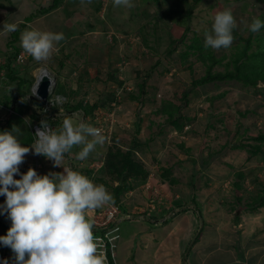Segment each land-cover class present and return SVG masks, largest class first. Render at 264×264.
Listing matches in <instances>:
<instances>
[{"label":"rangeland","instance_id":"1","mask_svg":"<svg viewBox=\"0 0 264 264\" xmlns=\"http://www.w3.org/2000/svg\"><path fill=\"white\" fill-rule=\"evenodd\" d=\"M51 2L0 0V23L4 25L6 20L15 23L19 33L16 41V32L0 34V58L17 54L14 46L19 50L10 68L4 60L0 63V69L6 66L0 72V118L3 112L1 121L8 115L12 120L7 131L11 132L15 125L20 129L14 133L18 142L27 137L25 121L8 111L13 100L9 88L16 85L9 83L10 71L31 82L32 74L38 69V72L42 68L53 70L54 92L68 97L73 105H97L88 117L81 111L74 113V121L102 128L105 142L96 145L83 161L76 159L83 145L74 146L70 152H75L69 153V158L65 156L60 167L45 159L39 174L77 168L94 184L106 187L113 201L84 214L92 223L101 224L111 217L112 222L118 221L110 227L121 228L117 256L119 251L128 250L127 229L132 235L137 234L129 250L135 258L129 264H138L136 259L141 257L144 264H154V250L163 243L168 233L165 227L170 224H162L164 215L178 213L169 220L174 222V228L176 224L183 227L189 223L191 229L184 239L181 237L180 243L177 234V238L173 234L166 238L170 241L165 245L173 251L170 264H178L175 250L182 253L189 248L191 251L183 253L186 264H245V251L255 245V237L250 232L246 234L248 226L251 227L248 224L252 221V226H264V210L247 208L264 202V150L254 156L238 147L243 142L253 145L252 137L264 131V86H260V81L255 88L238 81L197 86L193 83L210 69L211 61L203 60L204 53L212 52L221 60L220 64H214L212 72L234 70L233 57L244 45L240 37L251 34L249 25L253 18L264 19V4L258 0H132L135 6L127 9L114 7L113 0H92L84 6L80 0H63L58 9L39 15ZM225 9L232 11L236 21L233 43L227 49L199 48L204 47V33L211 31L215 14ZM188 10L189 17L185 14ZM178 11L181 14L175 15ZM35 13L38 15L34 20L28 21ZM26 29L63 33L65 39L54 45L48 60L38 62L21 47L20 35ZM170 48L172 53H168ZM256 48L254 44L252 50ZM20 55H24L21 62ZM167 108L170 110L166 111ZM17 109L30 116L27 108ZM169 113L177 118L181 129L167 122ZM134 137L139 139L137 147H133ZM110 147L125 153L131 149L132 157L146 172L132 181L129 188H125L127 182L123 186L120 202L124 210L115 205L113 188L118 181L104 175ZM223 149L226 151L222 155L214 157ZM213 157L215 160L205 167ZM31 159H36L34 150L25 155L20 172L29 169ZM195 169L200 171L196 179ZM193 198L200 207L194 202L185 207L183 203ZM0 199V204H4L6 197ZM182 206L186 208L183 212ZM131 213L137 218L126 217ZM148 219L155 226L145 222ZM113 230L118 232V228ZM2 233L0 230V236ZM144 233L153 235L144 241ZM251 233L257 236L259 228ZM149 242L151 246L147 249ZM3 247H0V264L7 253ZM127 254L124 253L126 262ZM263 255L264 251L253 252L256 260H262ZM159 260L162 264L161 257Z\"/></svg>","mask_w":264,"mask_h":264},{"label":"clouds","instance_id":"2","mask_svg":"<svg viewBox=\"0 0 264 264\" xmlns=\"http://www.w3.org/2000/svg\"><path fill=\"white\" fill-rule=\"evenodd\" d=\"M91 2L92 0H80L82 6ZM113 5L127 9L135 6L132 0H113ZM235 28L236 21L230 9L217 12L211 31L204 33V48L215 50L229 48L234 40L233 30ZM262 28H264V21L253 18L249 30L252 33H259ZM17 30L18 26L15 23H8L6 20L0 34H8ZM64 39L63 33L39 30L26 29L20 35L23 51L38 62L48 60L54 45ZM42 78L33 85L29 100L45 104L51 97V90L49 88L46 101H41L37 97ZM261 83L263 85L260 86L263 87L264 82ZM52 93L60 96L55 97L57 103L62 102V97L67 99L57 107L55 113L53 112V116L59 119L65 113L67 114L66 108L69 109L73 103L65 95L54 92V89ZM33 96L35 98H32ZM34 105L37 104L34 103ZM42 109L38 106L39 116ZM61 109H63V115L58 116ZM74 116L75 114L71 117L66 116L58 129H53L46 119L42 120L40 127L35 131L36 140L30 148L23 147L14 135L20 131L19 127L14 125L11 132L0 133V197H6L5 203L0 204V215H6L12 224L7 235L0 236V244L12 250L13 264H104L105 257L102 252L98 251L92 223L84 213L111 203L112 195L104 185L94 184L88 177L70 168H63L62 173H49L41 176L38 174L39 169L34 166L37 155H42L44 160L54 161V166L60 167L65 154L70 153L74 146L79 145L83 147L76 154V159L83 161L96 145H102L105 142L100 129L84 121L74 124ZM84 116L87 117L85 113ZM1 120L3 118H0V130L2 125L5 126L8 123L9 115L6 116L5 121ZM37 123L40 122L31 125V131L32 126ZM32 150H34L36 159L29 165L26 174L21 173L19 166L24 163L25 155ZM41 165L43 166V162ZM16 175L21 178L14 179ZM132 215L134 214L130 215L131 218L134 217L132 219L137 218ZM170 215H164L163 225ZM117 222L116 220L109 227ZM203 225H201L202 229ZM94 226L96 230L104 229L97 227L95 222ZM116 226L114 228H117ZM107 230L102 232L105 234ZM115 233L117 238L114 250L111 251V248L110 250L108 248L110 264L111 262L116 264L115 257L118 251L115 250L118 241L121 240L120 234ZM114 234L113 237H115ZM185 253L187 254V251ZM184 256L183 260H185ZM2 264H9V260L4 259Z\"/></svg>","mask_w":264,"mask_h":264},{"label":"trees","instance_id":"3","mask_svg":"<svg viewBox=\"0 0 264 264\" xmlns=\"http://www.w3.org/2000/svg\"><path fill=\"white\" fill-rule=\"evenodd\" d=\"M258 1L262 2V4H264V0H258ZM62 2H63V0H52L51 4L48 7H45L44 9L40 10L38 14L39 15L50 14L52 11L58 9ZM38 14L35 13V14L31 15L30 17L27 18V20L28 21L34 20V18ZM179 14H181L179 11L175 13V15H179ZM185 14H186L187 17H189V15H191V12L188 10V12H186ZM187 19H189V18H187ZM261 21H264V19H261ZM18 38H19V33L18 32L14 33L15 41L19 40ZM240 39L244 42V45L241 48H239V52H237V54L233 57L234 70H229V71H225V72H212V67L214 66V64H220L221 60L217 59L212 52L207 53V55H206V53H204L203 54V60H207L208 59L209 61H211L210 69H209L208 73L206 74V76H204L199 81L193 83V86L205 85V84L214 83V82L215 83H220V82H228V81H238V82H241L246 87L255 88L256 86H258V84H259L258 82L259 81L260 82H264V28H262L260 30V32L257 33L256 35H255V33L251 32V34L247 38L240 37ZM254 44H256L257 48H256V50L253 51L252 49H253ZM199 48H203L204 49V47H202V46H200ZM14 49L16 50V53L18 54L19 50H17L15 46H14ZM172 52H173V50H172V48H170L168 50V53H172ZM17 54H15L14 56L8 57V62H9L8 63L9 65H7L8 68H10V66H12L11 61L16 58ZM52 72L54 73L53 70H52ZM12 73L13 72L10 71L8 77L10 79H12V80L17 79L15 77H13L14 74L12 75ZM13 82H15V81H13ZM32 82H33V80L31 82L30 81L27 82L29 87L31 86ZM4 83H5V81H4ZM21 84L22 83L20 82L19 85H21ZM143 88H144V84H143L142 89ZM143 92H144V89H143L142 93ZM23 95L27 96L26 93H24ZM186 97H187V94L185 95V98ZM15 99H16V97H15ZM7 100L8 99L6 98V101ZM7 102H10V101L8 100ZM33 102H34L33 100H29V104L30 105H34V103H35V104H38V106L42 107L43 109L46 108V104H44V103H42L40 101H36L34 103ZM57 107L58 106L52 107L51 108L52 110L50 111V113L48 112L49 116L45 118L47 120V122L49 123V125L53 129H58L62 125L61 122H59V119H57V118H55L53 116V112L55 113V111L57 110ZM96 107H97V105H93L91 107H89V106L86 107V106L83 105V103H78L77 105H73L70 108L73 111H77L79 109L83 110L85 115L88 117V115H91L94 112ZM169 110L170 109L167 108L166 111H169ZM178 111H179V109L176 107L175 112L177 113ZM169 115H170V117L168 118L167 122L169 124H172L173 126L179 128V129H181L182 127L179 124V122L177 121V118L174 117L171 113H169ZM40 117H41V115L39 116V113H38L37 116L35 117L37 120L36 121L34 120L33 123L40 122ZM10 122H8L5 126L2 125L0 133H2L4 131H7V128L9 127ZM238 125H239V127L242 126L241 121H238ZM252 138H253L252 140L255 141V143L253 145L250 144V143L248 144V143H244L243 142V143L239 144L238 148L239 149H245L249 153L254 154V156H255V155H258V154L262 153L263 150H264V131L259 132V134L257 136H253ZM33 140H34V137H32L31 135L27 134V137L26 138L22 137L19 140V143L23 147L25 146V147H29L30 148L31 145L34 143ZM138 140L139 139L137 137H134L133 147H137L138 146V143H139ZM110 148L111 149H109L107 157L105 158L104 166H105L106 170H105L104 175L111 176L113 181H115V182L118 181L119 184L121 182L120 185L118 184L117 186H114V188H113V193L114 194L113 195H114V199H115V203H116L115 205H117V206L122 208L123 205L120 202V197H121V194L124 193V187L123 186L127 182L126 183L127 186H125V188L126 189L129 188V186H130L132 181H137L138 178H140L143 174L146 175V172L143 170V167H142L143 165H140V163L138 161H135V158L132 157L131 149L125 153V152H123L121 150L114 151V149H112V147H110ZM225 151H226L225 149L221 150V153H219L217 155H214V157H218V156L222 155ZM65 156L67 158H69V153H66ZM214 157L212 159H210L204 166L205 167L208 166L207 165L208 163H210L213 160H215ZM252 158L253 159H257L256 157H252ZM43 161H44V158L41 159V163ZM44 166H45V164L43 163V166H42V168L39 171H42L44 169ZM28 170H29L28 168L26 170L24 169L21 173H25L26 174ZM75 170L77 172H79L80 169L78 170L76 168ZM81 170L83 171V169H81ZM84 172H85V170H84ZM198 172L200 173L199 169H195V171L193 172V178L196 179L198 177V175H199ZM91 173H92V171H91ZM38 174H39V172H38ZM16 177H17L16 179L21 178L20 176H16ZM194 184H195V182H194ZM237 186H239V185H237ZM193 202L197 204L196 198H193L191 200L188 199V201H186L183 204H185V207H189V206L192 205ZM183 206L180 208L181 212H183L186 209ZM198 206L200 207V205H198ZM198 206H197V208H198ZM247 208H249V209L253 208L252 210H254V211L258 210L260 208H264V202H261L258 205L254 204V205L247 206ZM122 210H124V209L122 208ZM195 212L197 213V214L195 213L196 215H199L197 211H195ZM122 213H123V211H122ZM177 215H179V214L175 213V214L170 215L169 216L170 218L168 217L166 219L167 220L166 223H168V221L171 218H175ZM149 219H152V217H149ZM149 219L146 220L145 222L151 223L149 221ZM123 220H125V219H123ZM8 222H9V220H8L6 215H0V230H2V232H3L1 236H6L8 230L12 226V224L8 223ZM92 224H93L92 231L94 230V232H93L94 237H96L98 235H102L103 236L104 232H101V233L95 232L96 227L94 226V223H92ZM151 224H153V223H151ZM116 227L118 228V234H120L119 236L122 237V234H121V231H120L121 228H119V226H116ZM201 232L202 231L200 230V233ZM198 240H199V237L195 240V243ZM0 247L2 248L3 245L0 244ZM108 248L110 250V246ZM2 249H4V247ZM191 249L192 248H189L188 251H191ZM3 252L4 253L7 252L6 255H4V257L5 256L7 257V259L9 260V264H13V255L9 254V253H12V250L10 248H8V247L7 248L5 247V251H3ZM1 255H2V252L0 253V256ZM183 261L186 262L185 260H183ZM111 264H114V263L111 262ZM184 264H186V263H184Z\"/></svg>","mask_w":264,"mask_h":264},{"label":"crops","instance_id":"4","mask_svg":"<svg viewBox=\"0 0 264 264\" xmlns=\"http://www.w3.org/2000/svg\"><path fill=\"white\" fill-rule=\"evenodd\" d=\"M0 21H2V20H0ZM2 23H0L1 24L0 25V29L3 30ZM13 45L14 44H12L11 46H13ZM0 56H1V51H0ZM3 60L7 63V65H9L8 64L9 62H8V59H7L6 56H3L2 58H0V63L1 64H3L2 63ZM6 66L5 65H2L1 66V69L2 68L4 69V67H6ZM1 69H0V72H1ZM38 71H39V69H38ZM38 71H36L34 74H32V78H33L32 80H33V82H32V84H31L30 87H29V85L27 83L28 82L27 79H24L22 77L18 78V77H16V75H13V77L17 78L15 80H12V79H10L8 77L9 83H12L13 85L16 84L14 88H12V87L9 88V90L11 92V97L13 98V100H12V102H10L11 103V106L8 109V111H11V113H12L13 116H15V113H17V117L20 118L22 121H25L24 125L26 126V135L28 134V135H31L32 137H33V134H32V131H31V125L33 124V121L34 120L35 121L37 120L35 117L38 114V110H37L38 104L37 105H30L29 104V92L32 94L33 85L36 84V77H37V74L39 73ZM1 74H2V72H1ZM13 81H15V82H13ZM20 82L22 83L21 85H19ZM24 93H26L27 96H24L23 95ZM15 97H16V99H15ZM0 107H2L1 104H0ZM68 107H70V106H68ZM17 108H21V109L22 108L23 109L24 108H27L30 111V116L27 115L24 111H22V112L21 111H18L17 112V110H18ZM66 110H67V114L65 113V115L63 117H60L59 118V122H61V124H62L63 119L66 116L67 117H71V116H68V115H73L74 113L80 111V109L77 110V111H73L71 108H69V109L66 108ZM1 114L4 115L3 112H1ZM3 115H1L2 116L1 118H4ZM10 121H11V116L9 117V121L8 122H10ZM75 123H76V121H74V124ZM90 138L91 137H89V139ZM73 152H75V151L72 150V152H70V153H73ZM32 159L30 161H32ZM260 210L263 212L264 208H260ZM251 222L252 221H250V223L248 224L251 227L248 226L249 230L247 231L246 234H248L250 232L251 237L252 238L255 237V245L253 244V246L250 249H248V250L245 251L244 257H245V260L247 261L245 264H263L262 261L264 260V258H263L264 255L261 256V258H263L262 260L261 259H257L256 260V259L253 258V252H256V251H264V226L261 225V224L253 225L252 226V223ZM165 224H167V223H165ZM185 225L186 226H184V224H183V227H182V225L181 226H178V224H176V228H174V222H170V224H167V226L165 227V230H166L165 232H168V233H165V237L163 239V243H161L160 245H157L156 248H155V250H154V253H153V256H154L153 257V262H154V264H159V262H160L159 258L160 257H161L162 264H170V263H173V260L169 259L170 256L172 255V252L173 251H170L169 250L170 247H167L165 245L170 240H166V238L169 237L171 234L175 235V238H177L176 237V234H177L178 237H179V241L178 242L180 243L181 242V237L184 239L186 237V235H188L189 230L191 229L189 223L188 224H185ZM256 227L259 228V234H257V236H255L253 233H251L252 231H254L256 229ZM174 229H175V232H174ZM125 232H126V236H127V238H125V239L127 240L126 241L127 242L126 244H128V247H127L128 248V250H127L128 254H127L126 251L125 252L124 251H119V257L117 256V254H116V257H115V263L116 264H129L130 261H131V259H134L135 258L134 256H132L131 251H129V250L131 248V246H130L132 244L131 242H133V241L136 242L137 234H133L132 235V233L129 232V230H127V229H126ZM152 235H153L152 233L151 234H149V233L142 234L143 240L144 241L145 240H150V238H151ZM171 243H174V241H172ZM161 245H163V247H161ZM150 246H151V242H149L148 245L146 244L145 247H147V249H148V247L150 248ZM169 246H170V244H169ZM173 247L176 249L175 246H173ZM141 252H144V251H141ZM185 252L186 251H183L181 253L180 251H176L175 250V253L174 254H176L178 256V258H177L178 264H182L183 263L182 256H183V253H185ZM124 253H126L127 256H128V258H127L128 261L127 262H126V260L124 258ZM131 256H132V258H131ZM141 258L142 259H139V260L136 259V261L138 262V264H139V262H140V264H144V258L143 257H141Z\"/></svg>","mask_w":264,"mask_h":264},{"label":"built area","instance_id":"5","mask_svg":"<svg viewBox=\"0 0 264 264\" xmlns=\"http://www.w3.org/2000/svg\"><path fill=\"white\" fill-rule=\"evenodd\" d=\"M24 59V55H20L19 56V59L18 61L21 62L23 61ZM45 75L48 76V78L51 80V86H50V95L51 97L49 98V100H47L45 102L46 104V108L42 109V111L40 112L41 114V117H40V123H37V124H34L32 126V132H33V135H34V140H36V137H35V131L38 127H40V124H41V121L42 120H45L46 117L49 116L48 112L50 113V111L52 110L51 108L52 107H55V106H60L62 105L64 102L67 101L66 98L62 97V102L61 103H57L56 100H55V97H60V96H55L53 95V89L55 88L56 86V83H55V78L54 76L52 75L51 71H49L48 69H41L40 72L38 73L37 77H36V83L42 78L44 77ZM46 76V77H47ZM53 95V96H52ZM63 115V109L60 110V114H58V116H62ZM101 130V133H105V131L102 129V128H98ZM44 156L42 155H37V159L35 161V168L36 169H40L41 168V163H40V160L43 158ZM128 218H130L131 216H126ZM123 219H125L123 217ZM116 221V220H115ZM115 221L112 222V217L107 221L105 220L103 223L101 224H98V223H95L97 227L99 228H106V227H109L110 224L114 223ZM111 222V223H110ZM114 228H111L109 230L106 231V233L102 236H96L94 237L95 240L97 241L98 243V251L99 252H102L104 257H105V260H104V264H110L109 262V254H108V247L110 246L111 248V251L114 250V247H115V243L114 241L116 240L117 236L116 237H111L113 234H114ZM111 235V236H110ZM4 259H7V257L5 256Z\"/></svg>","mask_w":264,"mask_h":264},{"label":"water","instance_id":"6","mask_svg":"<svg viewBox=\"0 0 264 264\" xmlns=\"http://www.w3.org/2000/svg\"><path fill=\"white\" fill-rule=\"evenodd\" d=\"M50 85H51V81L48 77H44L42 78L41 80V83L39 85V88H38V93H37V97L41 100V101H46L47 98H48V95H49V88H50ZM263 85V83H262ZM32 98H35L34 96ZM110 227H107V228H104V229H100V230H95V232H98V231H105L107 229H109ZM94 232V230H93Z\"/></svg>","mask_w":264,"mask_h":264}]
</instances>
